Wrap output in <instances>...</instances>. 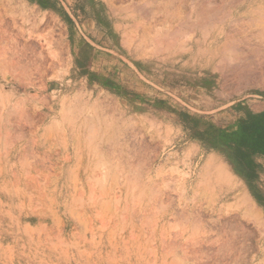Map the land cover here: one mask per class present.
I'll list each match as a JSON object with an SVG mask.
<instances>
[{
    "label": "rangeland",
    "instance_id": "obj_1",
    "mask_svg": "<svg viewBox=\"0 0 264 264\" xmlns=\"http://www.w3.org/2000/svg\"><path fill=\"white\" fill-rule=\"evenodd\" d=\"M244 2L0 0V264H264L237 133L209 129L263 107L264 73L216 71L206 104L212 65L161 79L152 61L218 40L219 69L248 38Z\"/></svg>",
    "mask_w": 264,
    "mask_h": 264
},
{
    "label": "crops",
    "instance_id": "obj_2",
    "mask_svg": "<svg viewBox=\"0 0 264 264\" xmlns=\"http://www.w3.org/2000/svg\"><path fill=\"white\" fill-rule=\"evenodd\" d=\"M233 18L235 19L233 20V24L237 23L238 27L249 31L248 38H240L237 44L232 45L233 50L230 58L231 61H237V64H234L233 67H228L227 60L230 58H227V60H223L222 67L215 70L213 69V64L210 62L212 64V74H214L215 79H207L209 78L207 77L198 80V85L196 86H199L200 89L205 88L208 92L206 96H203V102L206 104L213 102L212 100L214 98H216V103H222L221 101H223L221 96H216L220 84L219 77L215 75L216 71L264 73V0H245L237 9V13L233 15ZM219 46V42L216 40L215 47L218 49ZM185 70L170 69L167 67L154 69L155 72L161 74L159 76L161 79L171 71L185 72ZM199 72L202 74L200 69ZM239 78L238 76V80ZM238 85L240 86L241 84ZM243 86L256 87V84L253 82L251 84H243ZM258 86L264 87V83ZM261 92L263 91H260L259 94ZM229 103L239 104V108L241 105L244 106L246 104L244 99H237ZM261 104H263V107L260 110H255L253 105H250L248 109H239L238 111L241 112L236 113L237 117H235V121L228 126L221 125L219 128L218 126H209V129H219L222 132L225 129L227 132L237 133L234 148L231 149L233 154L228 157L227 163L231 169L236 170L237 180L241 182L242 191L251 195L254 200L264 201V101ZM220 110L221 108H217L204 113H217ZM218 115L221 116V113ZM247 122H254L261 127L262 138H258L260 136L259 134L252 137L243 133V124ZM257 138L260 139L259 143H256ZM193 143L203 144L201 140H195Z\"/></svg>",
    "mask_w": 264,
    "mask_h": 264
},
{
    "label": "bare ground",
    "instance_id": "obj_3",
    "mask_svg": "<svg viewBox=\"0 0 264 264\" xmlns=\"http://www.w3.org/2000/svg\"><path fill=\"white\" fill-rule=\"evenodd\" d=\"M196 34H198V33H196ZM177 36L178 35L174 36L175 40H172V41H176L175 37H177ZM182 41L183 40H181L180 42L182 43ZM205 41H203L201 38H198V39L194 40L192 43H190L191 45L189 48H185L183 45H181L178 42L174 43V44H170V47H168L169 48L168 50L167 49H164V50L159 49V51H158L159 56L152 57V61L154 64H156L158 66L167 67L170 69H186V70H199L200 69L201 72L210 71L212 64L210 63V58L209 57L207 58V56H205V54H206L205 52H207V50H208V45H209L210 50H213V52H214V47H215L216 41H212L210 44L207 43L208 41L207 42H205ZM210 41L211 40H209V42ZM159 42H160V40H159ZM186 44H188V43H186ZM153 53H155V52H153ZM215 55H216V53H215Z\"/></svg>",
    "mask_w": 264,
    "mask_h": 264
},
{
    "label": "trees",
    "instance_id": "obj_4",
    "mask_svg": "<svg viewBox=\"0 0 264 264\" xmlns=\"http://www.w3.org/2000/svg\"><path fill=\"white\" fill-rule=\"evenodd\" d=\"M261 127L259 125H256L254 122H247L243 124V133L247 136H256V134H259L262 138V133H261ZM256 139V143H259L260 139Z\"/></svg>",
    "mask_w": 264,
    "mask_h": 264
}]
</instances>
